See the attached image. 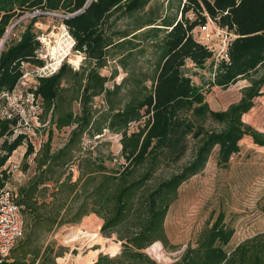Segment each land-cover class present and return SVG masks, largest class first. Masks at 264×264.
I'll return each mask as SVG.
<instances>
[{
  "label": "trees",
  "instance_id": "1",
  "mask_svg": "<svg viewBox=\"0 0 264 264\" xmlns=\"http://www.w3.org/2000/svg\"><path fill=\"white\" fill-rule=\"evenodd\" d=\"M86 1L0 0V40L16 17L33 11L68 15ZM152 1L90 0L82 12L61 18L73 50L84 58L77 68L62 62L52 72L31 75L36 83L28 92L39 99L38 119L46 123L37 150L26 133L15 132L19 114L0 115V167L22 144L21 170L29 168L31 156L34 163L33 173L12 192L22 207L25 237L94 214L102 220L101 233L115 234L121 248L113 256L99 253L92 264H264V230L226 250L233 229L222 213L174 262L157 263L143 252L155 241L166 245L167 210L179 186L205 167L214 148L217 163L225 165L243 136L264 146V133L242 119L264 84V0H166L163 11ZM36 20L31 17L19 38L0 50V95L15 90L24 64L44 66ZM209 20L230 35L226 58L215 61L213 51L193 35ZM113 60L111 77L102 75L99 69ZM208 60L205 89L184 68L189 62L205 69ZM117 66L125 76L108 84ZM239 79L248 81L239 99L212 109L209 87L226 88ZM54 129H68L56 148ZM105 131L119 135L121 161L112 166L107 162L115 156L102 150L103 142L84 143ZM34 249L36 257L39 248ZM27 253L2 264H25Z\"/></svg>",
  "mask_w": 264,
  "mask_h": 264
},
{
  "label": "rangeland",
  "instance_id": "2",
  "mask_svg": "<svg viewBox=\"0 0 264 264\" xmlns=\"http://www.w3.org/2000/svg\"><path fill=\"white\" fill-rule=\"evenodd\" d=\"M151 5L159 6L160 11H163L166 8V0H153ZM33 16H37L33 30L41 44L38 56L44 60V65L51 71L57 69L62 62L77 68L84 56L70 48L72 37L68 34L60 13L33 11L12 19L7 28L11 32L6 41L15 42ZM188 16L191 17V13H188ZM193 34L198 41L206 44L213 51L215 61L220 59L221 52L230 37L209 21L205 28L196 27ZM75 59L77 64L72 61ZM115 65V60L110 61L105 67L100 68L99 72L111 77ZM205 66V69H196L188 62L184 70L194 84L203 85L206 89L208 87L205 82L211 78L209 60L206 61ZM38 72V67L24 64V76L15 90L0 95V115L6 116L10 112L19 114L20 123L15 132L26 133L35 150L46 138L42 128L46 123L41 124L38 119L41 112L40 101L34 99L28 92V89L36 83L31 75ZM123 76L125 73L117 66L116 74L108 84L119 82ZM246 85H248L246 79H239L226 88L209 87L206 100L212 109H224L239 99L240 89ZM261 92L254 98L253 106L242 115V119L257 131L264 133V84ZM67 131L68 129L62 131L54 129L53 148L59 147L65 141ZM94 138L96 139H86L85 145L91 142L93 145L103 142L102 150H110L115 156L112 162H107L109 166L121 161L118 134L105 131L99 138L97 136ZM1 142L2 138L0 144ZM239 147V151L232 154L225 165L217 163V148H214L205 167L179 186L177 196L170 204L164 219L167 243L164 246L160 241H155L145 248L143 252L150 258L157 263L174 262L188 245L195 246L200 232L209 227L219 213L223 214V223L233 229V234L225 245L226 250L264 230V146L255 144L251 137L246 135L239 141ZM25 150V144L18 146L0 167V180L3 179L2 170L7 174L0 189L5 188L15 192L17 186L33 173L32 156L28 160L29 168L26 171L21 170ZM76 176L77 171L73 168V179ZM101 223L100 218L91 214L83 217L78 223L65 224L49 231H45L44 227L38 228L30 239H26V231L23 230V235L13 246L14 251L10 250L6 257L10 261L13 256H20L22 250H26L28 253L25 264L52 262L53 264H88L94 262L99 253L113 256L120 251V242L115 234L103 235L100 231ZM72 232H76L77 236L74 237ZM37 247L39 253L34 257L32 252Z\"/></svg>",
  "mask_w": 264,
  "mask_h": 264
},
{
  "label": "built area",
  "instance_id": "3",
  "mask_svg": "<svg viewBox=\"0 0 264 264\" xmlns=\"http://www.w3.org/2000/svg\"><path fill=\"white\" fill-rule=\"evenodd\" d=\"M205 26L201 28H205ZM73 44L74 40L71 38L70 48H73ZM225 48L221 52L220 58L227 57ZM49 72L52 71L48 66L44 65L42 68H39V73L44 74ZM23 230L24 218L22 215V207L14 201L12 191L5 188L0 189V264L4 262L8 252L23 235Z\"/></svg>",
  "mask_w": 264,
  "mask_h": 264
},
{
  "label": "bare ground",
  "instance_id": "4",
  "mask_svg": "<svg viewBox=\"0 0 264 264\" xmlns=\"http://www.w3.org/2000/svg\"><path fill=\"white\" fill-rule=\"evenodd\" d=\"M10 32H11V30H7L6 32H5V34L3 35V37L1 38V40H0V50L3 48V46H4V44H5V42H6V40L8 39V36L10 35ZM53 49H55V47H53ZM75 64H77V60L75 59V60H72ZM74 237H76L77 236V233L76 232H72L71 233ZM68 236V235H67ZM157 249V248H156Z\"/></svg>",
  "mask_w": 264,
  "mask_h": 264
},
{
  "label": "water",
  "instance_id": "5",
  "mask_svg": "<svg viewBox=\"0 0 264 264\" xmlns=\"http://www.w3.org/2000/svg\"><path fill=\"white\" fill-rule=\"evenodd\" d=\"M89 2H90V0H87V1L85 2V4L83 5L82 8H80L79 10H77V11L71 13V14L63 15L62 17H69V16H73V15H76V14L82 12V11L87 7V5L89 4Z\"/></svg>",
  "mask_w": 264,
  "mask_h": 264
},
{
  "label": "crops",
  "instance_id": "6",
  "mask_svg": "<svg viewBox=\"0 0 264 264\" xmlns=\"http://www.w3.org/2000/svg\"><path fill=\"white\" fill-rule=\"evenodd\" d=\"M209 22H211L212 24H214L211 20H209ZM215 25V24H214ZM194 35V34H193ZM98 255V254H97ZM97 256L95 257L94 261L96 260ZM93 261L91 263H88V264H92Z\"/></svg>",
  "mask_w": 264,
  "mask_h": 264
}]
</instances>
